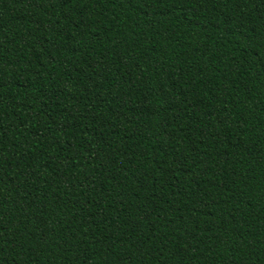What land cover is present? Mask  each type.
Masks as SVG:
<instances>
[{
  "label": "trees",
  "instance_id": "obj_1",
  "mask_svg": "<svg viewBox=\"0 0 264 264\" xmlns=\"http://www.w3.org/2000/svg\"><path fill=\"white\" fill-rule=\"evenodd\" d=\"M0 264H264V0H0Z\"/></svg>",
  "mask_w": 264,
  "mask_h": 264
}]
</instances>
